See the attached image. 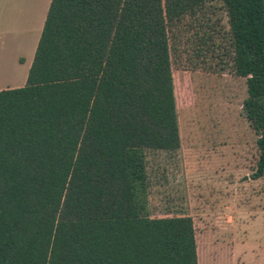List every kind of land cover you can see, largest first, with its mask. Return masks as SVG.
I'll return each mask as SVG.
<instances>
[{
  "label": "trees",
  "instance_id": "trees-1",
  "mask_svg": "<svg viewBox=\"0 0 264 264\" xmlns=\"http://www.w3.org/2000/svg\"><path fill=\"white\" fill-rule=\"evenodd\" d=\"M212 2L264 176V0H51L0 91V264H198L190 217L147 215L145 153L179 148L170 34Z\"/></svg>",
  "mask_w": 264,
  "mask_h": 264
},
{
  "label": "rangeland",
  "instance_id": "rangeland-1",
  "mask_svg": "<svg viewBox=\"0 0 264 264\" xmlns=\"http://www.w3.org/2000/svg\"><path fill=\"white\" fill-rule=\"evenodd\" d=\"M46 1L0 0L3 24L14 31L6 63L20 62L19 80ZM227 29L224 7L212 2L170 34L180 145L146 151V211L150 218L192 219L198 264H264V176L252 179L258 136L242 110L246 79L221 64Z\"/></svg>",
  "mask_w": 264,
  "mask_h": 264
},
{
  "label": "crops",
  "instance_id": "crops-1",
  "mask_svg": "<svg viewBox=\"0 0 264 264\" xmlns=\"http://www.w3.org/2000/svg\"><path fill=\"white\" fill-rule=\"evenodd\" d=\"M50 1L51 0L46 1L47 10H48ZM47 10H46V13H47ZM45 16H46V14H45ZM44 20H45V18H44ZM43 24H44V21H43L39 31H36L37 33H35V35L32 38V41L34 42V44H33L34 53H35V49H36L41 31H42ZM13 35H14V31H13L12 27L8 26V28L7 27L5 28V26L3 24V20H2V13L0 12V91L6 90V89L19 88V87H17L19 84H23V86H24V84L26 82V78H27L28 69H29V67L32 63V60H33V58H32L30 60V62L27 65H25V73L22 77V80H19L20 76L18 74V71H19L20 62L18 61L16 64H8L6 62H12V60L5 58V53L10 52V47L7 51L5 50L7 39H9V41H10L9 45L11 46L14 42V40H13L14 36ZM16 44L18 45L17 41H16ZM34 53H33V56H34ZM20 61L22 62L21 58H20ZM20 81H21V83H20Z\"/></svg>",
  "mask_w": 264,
  "mask_h": 264
}]
</instances>
